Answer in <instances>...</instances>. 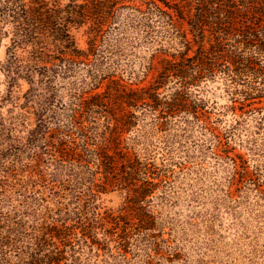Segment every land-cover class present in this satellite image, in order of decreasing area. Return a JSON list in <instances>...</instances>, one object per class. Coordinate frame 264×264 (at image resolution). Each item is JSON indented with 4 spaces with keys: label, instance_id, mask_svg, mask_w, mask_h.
Here are the masks:
<instances>
[{
    "label": "rangeland",
    "instance_id": "374dc122",
    "mask_svg": "<svg viewBox=\"0 0 264 264\" xmlns=\"http://www.w3.org/2000/svg\"><path fill=\"white\" fill-rule=\"evenodd\" d=\"M145 1L117 3L120 29L106 37L115 49L111 60L119 63L117 81L104 78L96 88L82 86V72L36 83L25 99L30 84L19 77L10 87L4 69L10 34L0 35V231L65 224L80 264H264V79L257 78L248 96L243 90H251L250 75L237 82L217 70L190 86L186 107L162 117L141 101L126 105L123 89L149 85L168 59L186 50L182 34L190 40L189 53L200 40L188 23L195 0H155L172 14L174 26L156 22L151 38L139 24H125L133 13L124 4L145 7ZM251 15L260 14L249 10L239 18ZM85 30L71 28L81 48L87 46ZM208 39L214 42L207 29L206 47ZM175 85L159 91L169 95ZM81 90L102 92L108 101L109 128L98 113L87 116L95 122H84L96 126L97 136L104 132L115 177L92 163L70 166L43 142H29L38 114L48 127L66 129L73 93ZM128 112L136 118L124 128L115 117ZM134 157L146 163L143 177L153 183L139 202L129 198L130 186L118 183L122 164Z\"/></svg>",
    "mask_w": 264,
    "mask_h": 264
},
{
    "label": "trees",
    "instance_id": "16d2710c",
    "mask_svg": "<svg viewBox=\"0 0 264 264\" xmlns=\"http://www.w3.org/2000/svg\"><path fill=\"white\" fill-rule=\"evenodd\" d=\"M123 1L68 0L61 4L58 0H0V35L10 34L4 65L10 87L15 85L19 77L26 79L30 84L25 92V99H28L33 95L34 84L54 83L58 76L63 78L84 72L82 86L90 88L98 87L104 78L117 81L114 72L119 63L111 60L115 49L106 42V37L111 30L120 29V6L117 3ZM161 1L168 4L167 0ZM195 2L196 12L188 23L200 38L197 48L189 53L190 40L182 34L186 50L181 52L179 58L168 59L149 85L139 90L123 89L126 105L137 106L138 101H141L145 108L162 117L165 111L186 107L190 86L205 77H213L217 70L227 73L237 82L243 79L244 74L250 75L248 87L251 90H243L245 95L251 96L252 91L258 88L257 78L261 76L264 79V18H261L264 0ZM145 3V7L135 3L124 4L133 13H130L129 21L124 20V23H130L133 27L139 24L145 38H151L155 24L174 26L172 14L168 10L155 0H146ZM249 10L260 15L239 18ZM241 20L243 23L235 27ZM82 25H86L88 34L86 48L78 46L71 32L72 27ZM207 29L214 42L208 39L209 45L206 47L202 39ZM228 37L232 38L229 42ZM226 55L231 60L223 57ZM170 82L176 84L174 90L169 95L161 94L159 88ZM85 92L81 90L73 93L74 101L70 104L68 122L64 125L66 129L48 127V120L43 114H38L37 128L32 132L29 130V142H43L54 155L60 156V160H67L70 166L82 164L90 168L92 163L115 177L113 155L107 152L104 132L101 137L97 136L94 131L96 126L84 122L91 113H98L103 116L105 127L109 128L111 109L102 92L95 91L88 95ZM135 118L133 112L121 118L115 117L124 128L133 125ZM88 121L95 122L93 119ZM122 168L118 183L123 187L130 186V199L138 202L144 200L151 191L149 186L153 184L146 176L143 177L148 172L146 163L138 157L128 158ZM138 179L140 183L136 181ZM72 233L65 224H42L30 228L20 224V227L0 231V264H80Z\"/></svg>",
    "mask_w": 264,
    "mask_h": 264
}]
</instances>
